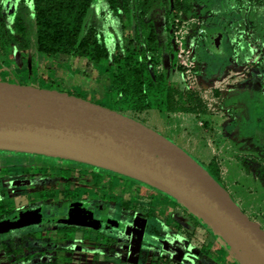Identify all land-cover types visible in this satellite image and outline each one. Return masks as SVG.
Returning a JSON list of instances; mask_svg holds the SVG:
<instances>
[{
    "label": "rangeland",
    "instance_id": "obj_1",
    "mask_svg": "<svg viewBox=\"0 0 264 264\" xmlns=\"http://www.w3.org/2000/svg\"><path fill=\"white\" fill-rule=\"evenodd\" d=\"M175 1L147 0L138 5V0H130L126 10L123 0H115L112 6L110 0H95L85 23L91 22L101 32L111 58L110 63L99 69L83 57L37 53L35 25L27 3L0 0V82L25 84L85 99L128 116L170 141H174L175 132L167 131L166 124L170 128L176 124L180 144L174 142L182 147V118L161 120L157 112L156 115L150 110L143 112L146 105H155V97L144 92L149 91L144 86L142 95L137 92L132 96L127 92L128 98L118 94V81L124 77L132 83L139 75L135 70L145 68L150 73L152 69L162 70L165 77L169 74L170 89L183 88L185 68L180 63L189 55L195 58V52L197 58L204 54L203 58H246L247 51L264 44V9L256 8L264 0H255L253 9L244 14H237L231 0H225L222 7L220 0H178L180 5L173 13ZM15 18L20 20L23 32L18 30ZM219 30L223 38L216 50L212 38ZM254 67L260 74L264 73V59ZM217 75L215 70L208 77L222 78ZM197 108L204 111L209 124L213 123L209 127L211 131L224 127L236 114L216 109L218 113L209 115L200 104ZM256 141L254 149L263 154V160H246L244 173L255 171L262 177L264 135ZM211 150L208 149L206 160L215 157ZM45 158L48 159L35 157L28 161L27 157H5L0 161V180L6 190L0 193L3 199L12 197L16 185L24 186L18 189L24 199L15 196L14 204L10 202L19 211L16 216H52L46 223L38 221L20 227L14 237L0 235V264H229L228 260L239 264L207 225L174 200L168 201L160 193L143 194L134 186L135 182H126L119 175L104 172L109 175L104 176L96 168ZM13 164L20 168L29 164L41 169L39 172L43 174L34 173L21 180ZM254 166L258 168L253 170ZM64 169L73 173L71 179H60L59 172ZM228 184L233 185L230 191L245 214L264 227L263 186L259 189L235 186L234 180ZM74 186L76 189L69 192L70 197L76 191L78 195L91 194L88 198L65 196L63 190ZM29 201L35 206L27 207ZM3 205L7 206V200ZM63 210L66 217L55 215Z\"/></svg>",
    "mask_w": 264,
    "mask_h": 264
},
{
    "label": "water",
    "instance_id": "obj_2",
    "mask_svg": "<svg viewBox=\"0 0 264 264\" xmlns=\"http://www.w3.org/2000/svg\"><path fill=\"white\" fill-rule=\"evenodd\" d=\"M0 151L76 162L147 185L207 225L240 264H264L261 225L180 147L119 112L64 92L0 82Z\"/></svg>",
    "mask_w": 264,
    "mask_h": 264
},
{
    "label": "crops",
    "instance_id": "obj_3",
    "mask_svg": "<svg viewBox=\"0 0 264 264\" xmlns=\"http://www.w3.org/2000/svg\"><path fill=\"white\" fill-rule=\"evenodd\" d=\"M215 49L219 50V48ZM256 51L257 49L247 51L246 58H203L205 54L202 55V58H197L195 52V58H191V60L197 64V76L195 84L191 87H188L184 78L183 88L178 86L175 89H170V75L168 74L165 77L162 70L155 71L152 69V73H150L151 71L143 72L141 76V81H145L141 82L143 84L141 86L149 90L144 92H148L155 97V105H146L148 107L142 109L143 112L150 110L152 115H156L157 112L161 120L162 118L169 120L170 117L176 116H178L177 120L182 118L181 127L184 134L182 147L180 148L189 156L194 155L197 160L202 162L204 164L203 168L214 176L231 195L230 190L233 189V185L228 184L229 180H234L235 186L249 188L252 186L256 189L263 186L262 190H264V175L260 177L259 173L255 171L244 173L246 160L250 158L263 160V154L256 152L254 149V145L258 142L256 138L258 140L259 136L264 135V73L260 74L259 70L254 67L264 58H257ZM215 70L218 72V77L222 76L221 79L208 77ZM170 90L177 93L174 95L176 100L178 94H182L185 110L170 111L169 106L166 105ZM138 91L141 95L144 94L142 89ZM128 93L131 92L128 91ZM128 93L126 92L125 96ZM199 104L205 108V111L210 113L209 115L218 113L216 109L226 112L235 111L236 114L232 121L224 123V127L212 129L211 131L209 127L213 123L209 124L208 119L204 118V111L197 108ZM212 106H215V108ZM200 120L204 121L201 122ZM211 121L213 120L211 119ZM190 122L196 124L190 125ZM166 125L167 131L172 130V132H175L174 141L178 142L180 137L177 133V125L172 124V128L169 124ZM217 139L220 140L219 144L216 141ZM174 141L171 142L177 145ZM213 141L216 142L215 145ZM177 146L179 147V145ZM208 149H212L211 153L213 151L215 155L210 160L205 159L208 155ZM252 168L255 170L258 167L254 166ZM249 172L252 174H249ZM259 172L261 171L259 170ZM236 182L238 183L236 184ZM235 202L237 201L235 200ZM237 204L240 206L238 202ZM262 228L264 230V227ZM225 253L226 251L221 255L224 256ZM228 263L235 264L232 260H228Z\"/></svg>",
    "mask_w": 264,
    "mask_h": 264
},
{
    "label": "trees",
    "instance_id": "obj_4",
    "mask_svg": "<svg viewBox=\"0 0 264 264\" xmlns=\"http://www.w3.org/2000/svg\"><path fill=\"white\" fill-rule=\"evenodd\" d=\"M29 6L36 30V52L46 56L66 55L83 57L87 63L99 69L110 63L108 48L104 42L101 32L89 22L85 21L89 14L90 7L95 0H20ZM115 0H110L111 6ZM125 9L129 8L130 0H123ZM147 0H138V5L145 4ZM179 1L174 2L171 11L175 13L179 7ZM2 7L0 5V12ZM1 16V14H0ZM18 24V30L24 29L19 19H14ZM137 75L133 82L127 83L123 77L118 81L117 93L125 95L130 90L131 95L141 89V76L146 69L135 70ZM127 84V85H126ZM28 86V85H27ZM119 88V89H118ZM175 91L170 90L167 96L166 105L170 111L185 110L182 94H178L176 100ZM177 94V93H176ZM170 97V98H169ZM240 264V263H239Z\"/></svg>",
    "mask_w": 264,
    "mask_h": 264
},
{
    "label": "flooded vegetation",
    "instance_id": "obj_5",
    "mask_svg": "<svg viewBox=\"0 0 264 264\" xmlns=\"http://www.w3.org/2000/svg\"><path fill=\"white\" fill-rule=\"evenodd\" d=\"M254 2H255V0H231V3L235 5L234 8L236 9L237 14H238V12L240 14H244L249 9L252 10L253 9L252 6H253ZM222 6H225V0H220L219 7H222ZM256 8H257L258 11H260V9H264V4L261 2L260 5L256 6ZM217 33L218 34L214 35V37L212 38L214 46H215V40L216 39L218 40L219 45H220L221 40L223 38V34H222L221 30H219ZM219 45H218V48H219ZM257 46L259 48L256 51V56H257V58H263V55H264V44L260 43ZM0 152H3V153H0V161L5 159V157H8V158L9 157L10 158L11 157H19L20 159L23 158V157H27L28 161L34 159L35 157H40L41 159H48V158H45L46 156H40V155L18 153V152H8V151H0ZM21 154H24V155H21ZM49 160H53V161L59 160V161H65V162H69V163L71 162V161L62 160V159H58V158H53V159H49ZM8 164H9V162H8ZM71 164H80V163L72 162ZM13 165L14 166L12 168L15 170V173H17V175H19V179H21V180H24V177L26 178V176H31L34 173H38L41 170V169L36 168L34 166L30 167L29 164L27 165V167H22V168L16 167L15 165H17V164H13ZM80 165H84V164H80ZM85 166H88V165H85ZM89 167H91V166H89ZM10 168L11 167H8V169H10ZM92 168H94V167H92ZM98 170L103 171V175L104 176H109L110 174L117 175V174H114V173H111V172H108V171H105V170H101V169H98ZM104 172L108 173L109 175H107ZM39 173H41V175L43 174L42 172H39ZM59 173H60L59 174L60 179L64 180V181L71 179V176L73 175V173L70 170H66V169H64L63 171H60ZM100 174H101V172H100ZM120 177H123V176H120ZM123 178H124V181H126V182H129V181L135 182L134 186L136 185L137 187H139L143 194H151V195H155L156 194L157 195V193H160V194L164 195L166 200L170 201V199H172L169 196H167V195H165V194H163V193H161V192H159V191H157V190H155V189H153V188H151V187H149L147 185H144V184L139 183L137 181L128 179L126 177H123ZM23 187H24L23 185H19V184L16 185V189H14V192H12V197L11 198L4 197V199H3L2 194H0V226H1L0 227V235H7L9 237H14L15 234L20 232L19 231L20 227H22L24 225H28V224L33 225L34 223H37L38 221H41V223H46L47 220H50V217H52L51 215H44V214L42 216H40V217H31L30 216V217L22 218V217H17L16 216L19 213V211L17 209H15V207H12L10 202H12L14 204L13 199L15 198V196L23 197V199H24V195H22V193L19 192V190H18V189H22ZM146 187H148V190H147ZM75 189H76L75 186L74 187H69V188H66L65 190H63V193L65 194V196L70 197L69 196L70 195L69 192L71 190H75ZM2 190L6 191L4 188H2V182L0 180V193H1ZM76 192L71 195V197H70L71 199L72 198L75 199V198H77L79 196H81V197H83V196L85 197L86 196L87 197L89 194H91V193L88 192V193H83V194H79L78 195V193H76ZM93 194H95V193H93ZM230 196L235 201V199L233 198V196L231 194H230ZM4 200H7V206L3 205V201ZM90 200H92V199H90ZM22 202H23V200H22ZM19 204H21V203L17 202V205H19ZM28 206H30V208H32L35 205L32 202L29 201L28 204H27V207ZM240 208H241V206H240ZM242 211H243V209H242ZM55 215H57V217H60V218L66 217L64 210H63V212L55 213Z\"/></svg>",
    "mask_w": 264,
    "mask_h": 264
},
{
    "label": "built area",
    "instance_id": "obj_6",
    "mask_svg": "<svg viewBox=\"0 0 264 264\" xmlns=\"http://www.w3.org/2000/svg\"><path fill=\"white\" fill-rule=\"evenodd\" d=\"M192 55L189 58H184V60H181V65L185 68V80L188 85V87H191L196 82V76H197V64L193 60H191Z\"/></svg>",
    "mask_w": 264,
    "mask_h": 264
}]
</instances>
